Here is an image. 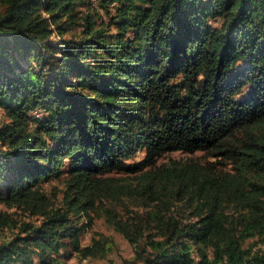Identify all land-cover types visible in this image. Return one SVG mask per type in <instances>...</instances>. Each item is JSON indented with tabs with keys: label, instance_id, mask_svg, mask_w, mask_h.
Masks as SVG:
<instances>
[{
	"label": "trees",
	"instance_id": "1",
	"mask_svg": "<svg viewBox=\"0 0 264 264\" xmlns=\"http://www.w3.org/2000/svg\"><path fill=\"white\" fill-rule=\"evenodd\" d=\"M0 108V202L43 216L0 210V264L105 257L107 200L146 209L128 264H264V0H0Z\"/></svg>",
	"mask_w": 264,
	"mask_h": 264
},
{
	"label": "rangeland",
	"instance_id": "2",
	"mask_svg": "<svg viewBox=\"0 0 264 264\" xmlns=\"http://www.w3.org/2000/svg\"><path fill=\"white\" fill-rule=\"evenodd\" d=\"M69 34V33H68ZM7 119L4 114V110L0 108V123ZM144 151H139L134 160H140L144 157ZM201 159V160H214L212 157L207 156L202 151H195L194 153L183 151H172L161 156L157 160V164L166 163L172 159L189 160V159ZM230 164L222 166L229 169ZM44 188L48 191H52L56 186V197H53L55 203H59L63 198L64 183L61 178L54 177L49 181L43 183ZM105 207L115 208L116 216L115 221L122 225L127 232V236L117 230L112 224L106 220V212L99 211L93 217L92 224L85 228L82 232L80 239L83 245L90 243L91 237L95 233L104 234L110 236L112 241L109 243L110 248L108 254L105 257H89L81 258L78 254L74 253L72 256L66 258L62 255L60 260L65 264H128L135 255L136 250L140 247H147L151 238V233L147 230L148 216L146 209L138 207L132 201H125L122 203H116L111 200L105 201ZM8 210L12 216L14 222H41L43 216L33 214L30 210L24 207H7L4 203L0 202V210ZM16 232L15 227L4 229L0 231V240L11 238ZM254 239L247 241L250 244ZM264 247V244L262 245ZM65 249H62L63 252Z\"/></svg>",
	"mask_w": 264,
	"mask_h": 264
}]
</instances>
